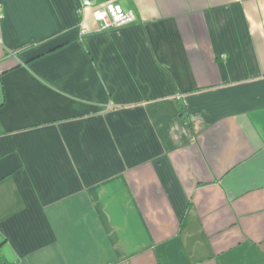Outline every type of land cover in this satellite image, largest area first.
I'll list each match as a JSON object with an SVG mask.
<instances>
[{
    "label": "crops",
    "instance_id": "crops-1",
    "mask_svg": "<svg viewBox=\"0 0 264 264\" xmlns=\"http://www.w3.org/2000/svg\"><path fill=\"white\" fill-rule=\"evenodd\" d=\"M89 1L0 0L5 256L264 264V0Z\"/></svg>",
    "mask_w": 264,
    "mask_h": 264
},
{
    "label": "built area",
    "instance_id": "built-area-1",
    "mask_svg": "<svg viewBox=\"0 0 264 264\" xmlns=\"http://www.w3.org/2000/svg\"><path fill=\"white\" fill-rule=\"evenodd\" d=\"M83 6L89 5V0H82ZM96 18L102 28L121 26L133 22L137 16L133 10L126 9L117 3H108L103 9L96 12Z\"/></svg>",
    "mask_w": 264,
    "mask_h": 264
},
{
    "label": "trees",
    "instance_id": "trees-1",
    "mask_svg": "<svg viewBox=\"0 0 264 264\" xmlns=\"http://www.w3.org/2000/svg\"><path fill=\"white\" fill-rule=\"evenodd\" d=\"M180 110L182 113L185 112V106L183 103L180 104ZM6 244V239L0 235V264H15L10 262L4 254V246Z\"/></svg>",
    "mask_w": 264,
    "mask_h": 264
}]
</instances>
